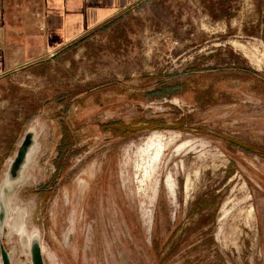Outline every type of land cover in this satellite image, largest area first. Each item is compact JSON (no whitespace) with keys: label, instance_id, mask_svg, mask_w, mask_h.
Returning a JSON list of instances; mask_svg holds the SVG:
<instances>
[{"label":"rangeland","instance_id":"obj_1","mask_svg":"<svg viewBox=\"0 0 264 264\" xmlns=\"http://www.w3.org/2000/svg\"><path fill=\"white\" fill-rule=\"evenodd\" d=\"M39 26L0 78L13 264L36 234L46 264H264V0H141L50 49Z\"/></svg>","mask_w":264,"mask_h":264},{"label":"crops","instance_id":"obj_2","mask_svg":"<svg viewBox=\"0 0 264 264\" xmlns=\"http://www.w3.org/2000/svg\"><path fill=\"white\" fill-rule=\"evenodd\" d=\"M139 1L0 0V78L46 55L40 24L52 40L49 49L56 44L61 47L82 33L84 24L92 27Z\"/></svg>","mask_w":264,"mask_h":264},{"label":"water","instance_id":"obj_3","mask_svg":"<svg viewBox=\"0 0 264 264\" xmlns=\"http://www.w3.org/2000/svg\"><path fill=\"white\" fill-rule=\"evenodd\" d=\"M37 147V140L35 131L29 129L21 144L17 150L10 166L7 171V176L5 179V187H9L11 184L18 183L23 178L24 170L29 163L31 154L34 153ZM5 188L0 195V228L3 230L6 219H7V208L5 205ZM1 258L3 264H13L10 252L7 250L4 242L0 243ZM30 253L32 264H46L43 255L42 244L39 238L33 237L30 244Z\"/></svg>","mask_w":264,"mask_h":264},{"label":"trees","instance_id":"obj_4","mask_svg":"<svg viewBox=\"0 0 264 264\" xmlns=\"http://www.w3.org/2000/svg\"><path fill=\"white\" fill-rule=\"evenodd\" d=\"M169 93L173 94L175 93L174 89H172L171 83L169 84H163V82L159 83V86L153 90L148 91V97L153 98V97H163L168 95ZM67 139L63 140V143L61 144L64 145L65 141Z\"/></svg>","mask_w":264,"mask_h":264},{"label":"bare ground","instance_id":"obj_5","mask_svg":"<svg viewBox=\"0 0 264 264\" xmlns=\"http://www.w3.org/2000/svg\"><path fill=\"white\" fill-rule=\"evenodd\" d=\"M28 167V166H27ZM21 184V183H20ZM12 186H13V184H11V185H9V187H11L12 188ZM13 191V190H12ZM6 195V194H5ZM33 237H37V238H39L40 239V241H41V236L39 235V234H36V235H33ZM43 249V248H42Z\"/></svg>","mask_w":264,"mask_h":264}]
</instances>
